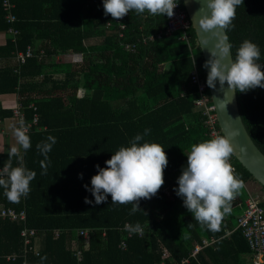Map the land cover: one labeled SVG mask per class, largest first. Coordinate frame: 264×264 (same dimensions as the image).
<instances>
[{
	"label": "trees",
	"instance_id": "obj_1",
	"mask_svg": "<svg viewBox=\"0 0 264 264\" xmlns=\"http://www.w3.org/2000/svg\"><path fill=\"white\" fill-rule=\"evenodd\" d=\"M11 1L19 33L15 38L9 33L3 55L14 58L28 45L44 55L28 58L19 74L12 65L0 70L1 89L15 91L19 85L27 119L38 116L28 128L31 148L21 149L24 166L36 173L29 194L12 202L0 187V205L25 213L0 217V264H247L251 257L255 263L257 251L238 218L249 193H259L249 187L256 179L234 154L230 163L245 186L218 231L198 223L174 191L190 146L210 139L192 78L197 69L207 80L193 27L189 40L182 39V31L165 34L167 16L131 11L121 30L105 15L103 0ZM10 26L0 0V29ZM227 33L233 59L248 39L259 46L258 63L264 66V0H244ZM236 92L243 121L264 152V88ZM205 94L211 104L208 88ZM137 134L144 137L141 143L163 146L168 158L163 186L151 199H141L136 212L132 204H112L110 195L95 204L84 185L90 188L96 165L106 167ZM49 135L56 143L42 174L44 157L36 146ZM7 159L8 152H0V168ZM12 163L18 166L16 157ZM86 197L93 203H85ZM260 201L264 207L261 196Z\"/></svg>",
	"mask_w": 264,
	"mask_h": 264
},
{
	"label": "clouds",
	"instance_id": "obj_2",
	"mask_svg": "<svg viewBox=\"0 0 264 264\" xmlns=\"http://www.w3.org/2000/svg\"><path fill=\"white\" fill-rule=\"evenodd\" d=\"M244 0H204L205 8L199 9L203 15L197 23L200 30L211 33L216 42L209 50L210 58L205 61L208 69L207 86L215 88L219 81L221 89L225 83L228 89L235 92H247L255 88H264V66L260 60V48L251 40L245 39L231 57L232 45L228 42L226 31L232 26L236 10ZM177 0H103L105 15L120 20L129 12L137 14L147 12L151 16L174 15ZM209 37L204 36L202 47L209 44ZM227 61V62H226ZM144 130V135L149 133ZM17 146L8 151V159L0 168V187L12 202H18L30 192V182L36 173L28 170L23 163L21 149L27 152L31 148L28 127L21 120L13 128ZM144 137L137 134L130 146H121L111 158L105 161L106 167L96 165L97 174L91 177V187L84 185L91 192L95 204L106 202L111 196L112 204H132V212L139 209L141 199H151L164 184V170L168 165L167 154L162 145L155 142L141 141ZM56 143V138L49 135L46 141L37 144V150L43 155L40 162L46 174L48 153ZM234 152L228 136L217 135L214 138L193 143L187 156V165L182 168L178 177L177 196L183 199V206L195 220L211 231H218L226 215L231 213V201L244 188V181L235 174L230 164ZM13 157L18 166H13ZM82 179L83 174H79ZM85 203H93L87 197ZM139 229V225L135 230ZM46 259V257L42 258Z\"/></svg>",
	"mask_w": 264,
	"mask_h": 264
},
{
	"label": "built area",
	"instance_id": "obj_3",
	"mask_svg": "<svg viewBox=\"0 0 264 264\" xmlns=\"http://www.w3.org/2000/svg\"><path fill=\"white\" fill-rule=\"evenodd\" d=\"M3 6L6 10V20L11 24V26L7 29L8 33H10L15 38L19 33V30L12 25V23L16 20V15L12 10L15 4L11 0H3ZM126 16L120 20H115L119 29L121 30L126 27L125 22H123ZM190 27H192L191 20L185 9L183 0H177V6L174 9V15L170 18L167 17L165 34H172L177 31H182L183 34L181 38L189 40V35L187 32ZM122 35L123 32H120V36ZM157 37H161V32L158 33ZM131 46L132 44H126L125 47L130 48ZM43 54V50H41V52H36L34 47L28 45L24 51H19L18 54H16V56L13 58L14 63L17 65L16 69L20 71V66L25 63L28 58L33 56L40 58ZM192 78L194 82L198 83L199 91L201 92V97L196 101V103L198 106L203 107L204 113L207 115L206 123L210 129V138H214L217 135L225 136L219 125L213 102L209 104L208 97L205 94V90L207 88L209 89L206 81L200 77L197 69L192 71ZM37 121L38 119L35 118V122ZM18 215L22 218L25 217L24 212L17 213L13 208L0 205V217H10L11 219H16ZM238 226L242 228L243 233L248 238L252 247L257 251L255 264H264V207L261 205L259 195L249 193L245 200V209L238 218ZM31 233L33 232L31 231ZM23 234H27L25 229L23 230ZM30 241V238L25 240L26 246L30 244ZM200 247L202 246H197L194 252L196 253Z\"/></svg>",
	"mask_w": 264,
	"mask_h": 264
},
{
	"label": "water",
	"instance_id": "obj_4",
	"mask_svg": "<svg viewBox=\"0 0 264 264\" xmlns=\"http://www.w3.org/2000/svg\"><path fill=\"white\" fill-rule=\"evenodd\" d=\"M183 3L191 20L192 27L195 30L205 63L210 58L209 50L216 42V38L211 37V33H205L200 30L197 23L200 16L203 15L199 9H206V5L204 4V0H183ZM226 35L230 43L227 31ZM204 36H208L210 39L209 44L203 48L202 39ZM227 59H233L232 49L231 57L229 56ZM205 73L207 77L208 69L206 68ZM209 90L219 125L224 135L228 136L233 144L234 156L252 174L256 181L264 186V152L255 143L243 121L239 109L237 92L229 90L226 83L224 88L221 89L219 81H217L214 89L209 88Z\"/></svg>",
	"mask_w": 264,
	"mask_h": 264
},
{
	"label": "crops",
	"instance_id": "obj_5",
	"mask_svg": "<svg viewBox=\"0 0 264 264\" xmlns=\"http://www.w3.org/2000/svg\"><path fill=\"white\" fill-rule=\"evenodd\" d=\"M10 39H12V37L8 33V30L5 28L0 29V70L12 65L14 67V73L19 74L20 71L16 69V64L14 63L12 56L13 54L10 56L8 55L9 57L3 55L4 48ZM56 58L63 59L62 55L61 57L57 55ZM61 76L62 74L60 75V77ZM41 77H43L42 74L38 76L37 79H40ZM22 80L23 79H20V82ZM32 105L35 104L32 102L30 104V107H32ZM33 107L35 108V106ZM24 108V96L20 91L19 85L16 86L15 91H4L0 87V152H8L12 146H17L15 138L13 136V128L14 126H18L21 120H23L28 127H30L32 124H37L38 121L35 122V118L38 117L37 113L34 114L33 120H28L26 117V113L24 112ZM251 184L255 185L253 184V181H250L249 187L251 186ZM247 264H255L252 257L248 259Z\"/></svg>",
	"mask_w": 264,
	"mask_h": 264
},
{
	"label": "rangeland",
	"instance_id": "obj_6",
	"mask_svg": "<svg viewBox=\"0 0 264 264\" xmlns=\"http://www.w3.org/2000/svg\"><path fill=\"white\" fill-rule=\"evenodd\" d=\"M251 181H253V184H255V185H252L251 184V187H252V191L254 192V193H259V195L261 196V198L264 200V187L260 184V183H258L256 180H251ZM255 187V188H254ZM254 188V189H253Z\"/></svg>",
	"mask_w": 264,
	"mask_h": 264
}]
</instances>
